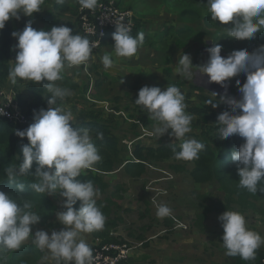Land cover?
<instances>
[{"label": "clouds", "instance_id": "clouds-1", "mask_svg": "<svg viewBox=\"0 0 264 264\" xmlns=\"http://www.w3.org/2000/svg\"><path fill=\"white\" fill-rule=\"evenodd\" d=\"M63 4L65 0H56ZM99 0H78L81 10L95 11ZM44 0H0V29L10 18L20 19V13L33 16L41 10ZM207 11L212 20L221 25H229L228 36L238 40L254 39L264 30V0H207ZM121 17L115 21L113 33L114 54L118 58L133 57L144 43L143 32L131 35L130 22ZM18 39L15 64L10 68L8 80L17 84L18 80L42 83L47 90L48 107L34 113V122L24 130H16L20 138L29 143L22 148V160L17 165L4 168L7 182L20 193L25 184L20 177L31 176L29 187L36 193L51 195L59 193L66 200L62 207L66 210L56 213L57 221L66 227L51 234L43 229L33 233L41 216L33 211V203L22 196L0 190V264L4 254L18 250L31 238L32 244L42 252L47 251L55 264H93V249L82 238V234L101 231L105 227V216L98 207L95 197L98 190L92 181L79 179L85 170L94 169L101 160L97 147L86 127H74L73 113L57 104L71 96V90L57 85L63 79L66 69L85 66L98 46L86 36L73 34L66 26H53L50 31L37 30L29 20L22 31L12 33ZM209 58L202 65H194L191 55H179L175 71L181 77L192 79L197 70L207 74L208 82H216L225 88L219 100L230 107V111L219 114V138L227 139L238 135L244 143L234 150L231 160L236 163L240 177L238 187L252 194L264 191V45L249 52L247 48L233 50L227 57L221 55L222 45L206 48ZM104 68L113 64L111 54L101 58ZM240 73L246 75L241 85L236 80L240 98L227 93L226 82ZM135 104L149 114L153 121L152 134L160 137L165 133L180 141L179 151L174 148L177 160L199 159L205 145L196 139L186 138L192 131L193 117L185 109V95L175 85L162 90L158 86H143L135 99ZM206 104L213 108L218 103L209 99ZM3 114V112H0ZM169 130H171L169 132ZM103 139V133H97ZM35 162V171H32ZM79 208H75L77 202ZM156 215L165 218L171 215L166 204H158ZM223 227L222 245L226 255L239 256L245 261L256 258L257 249L264 245V238L247 227L245 216L233 210L223 212L219 217Z\"/></svg>", "mask_w": 264, "mask_h": 264}, {"label": "rangeland", "instance_id": "rangeland-1", "mask_svg": "<svg viewBox=\"0 0 264 264\" xmlns=\"http://www.w3.org/2000/svg\"><path fill=\"white\" fill-rule=\"evenodd\" d=\"M65 1L72 8L71 11L61 13L54 6L56 0H44L41 10L34 13L33 16L29 17L20 13V19L13 17L8 21L13 26L14 32L22 31L29 20L32 21V26L35 29L50 31L53 26L42 20V16L48 12L60 14L64 20H76L77 12L74 7L77 1ZM158 2L155 0H124L125 6L129 7L132 5L137 12L138 10L142 11L141 14H137L144 34L149 37V42L140 46L133 57L125 59L143 60L150 69L159 68V70H162L161 66L167 64L171 56L170 52L173 47L177 46L175 44L178 41L191 42V49L195 50L193 55L190 54L192 61L193 59L198 60V58H209L206 48L210 47L211 43L213 45L217 44L215 39L219 31H211L201 20L192 21L190 18H183L178 13L171 12V9L165 5L158 6ZM186 24L193 27L194 34H188L187 37L184 34H176V31ZM171 26L175 28L174 31L165 34V29L167 27L171 28ZM194 40H199L201 44H193ZM233 40L235 39H232L231 42ZM17 43L18 39L14 37L11 53L12 66L15 64L18 52V49L15 48ZM225 46L233 50L246 48L238 46L236 43ZM104 47L99 45L93 50L86 71L83 65L79 68L74 67L65 70L71 75V82L76 84L77 87L57 81L58 86L68 88L72 93L71 96L66 97L57 104L73 113L76 121L75 125L84 119V113L89 111L90 102L94 104L96 109L102 110L99 112H102L104 117L109 119L112 118L108 116L107 112L111 111V107L115 112V115H113L114 121L111 124L112 126L113 124L116 126L115 128L114 126L111 127L120 140L123 160L132 158L128 150L134 151L132 148V144L134 143L132 140L134 139H137L140 143L146 142L151 144H156L158 140L180 143V141L168 133L159 138L153 135V126L150 125L149 127V119L134 107L135 104L126 95L134 91L138 93L144 85L143 81L151 83L149 84L150 86H158L162 90L166 89L169 85H175L179 88L186 86L185 91L188 94L185 95V103L187 105L185 111L193 117L191 121L192 131L186 134V138L188 139L200 141L203 126L202 121L205 117L204 113H193L190 111V108H206L205 110L209 114L210 112L221 114L224 111L231 110L229 105L219 100V95L216 96L208 92L207 87L202 84L203 79L208 83V76L207 74L205 76L199 75L198 70L196 73L194 70L192 79H184V77L172 79L169 78L170 74L165 70V72L162 71V77L158 78L153 73L141 72L137 78L133 75L126 80L123 77L118 78V76L115 79L113 75H117L118 69L116 68L112 72H110L111 69L106 70L101 60L102 56L108 53L112 55L114 61L116 56L113 44ZM248 50L250 49L248 48ZM221 55L223 56L222 53ZM207 60L201 61V65L204 62L206 63ZM193 64L198 65L197 63ZM74 71L78 73L75 74ZM86 72L90 73L94 83L89 79ZM166 75H169V77ZM134 79H136L135 82L133 81ZM239 80L242 85L246 81V75L241 73ZM190 82L192 83L191 87L189 86ZM30 84H33V81L18 80L15 85L9 81L8 85L0 91V104H7L9 99L12 100L17 95L31 99ZM209 84L211 87H220L221 90L225 89L216 82ZM232 85L233 89L228 92V95L239 99L238 86L235 83ZM197 89L202 92L200 95H197ZM209 99L218 103L219 106L213 108L212 105L206 104V101ZM145 113L149 115L147 112ZM143 116H145L148 125L144 124ZM104 117L103 121L105 120ZM126 117L131 119V123L126 120ZM200 118L202 119L200 120ZM205 119L211 122L208 118ZM90 136H92V133H90ZM191 169L192 165L187 164L183 171L176 170L173 167V162L168 160L157 164L153 163L142 176L133 177L125 172L122 165H118L115 171L109 173L99 172L94 167L91 170L99 173L108 183L106 191H99L95 187L98 190V194L95 197L96 202L99 200L105 201L106 198L107 200H111L110 214L106 217L104 229L97 231V236L93 232L82 234V238L87 244L91 240H95V238L97 239V243L109 239L128 241L133 244L132 246H136L133 253L137 252L149 256L147 260L142 262L143 264H171V262L180 264V261L184 264H231L232 261L225 254L226 249L222 245L224 230L218 217L223 212H208L204 209V206L209 205L211 200H221L224 202L228 195L224 194L216 180L201 184L196 183L190 175ZM88 171L85 170L84 172ZM49 196L54 207L53 215L47 219L45 224L38 223L33 226V233L38 229H43L51 234L53 230L59 231L66 227L57 221L56 216L58 211L66 210L62 207L63 201L66 198L62 197L59 193ZM158 204L169 206L171 215L165 218H158L156 215ZM79 206L80 202L78 201L74 207L78 209ZM232 206L233 211H238L245 216L247 227L264 238V195L256 201L254 208L242 211L239 209V205L233 203ZM202 214H206L207 216L204 220L201 219ZM101 234L106 235V238ZM30 243H32L31 238L23 244ZM259 249L264 250V245H261ZM42 254L41 262L44 264H55V261L47 251L42 252ZM171 254L173 255L171 256Z\"/></svg>", "mask_w": 264, "mask_h": 264}, {"label": "trees", "instance_id": "trees-1", "mask_svg": "<svg viewBox=\"0 0 264 264\" xmlns=\"http://www.w3.org/2000/svg\"><path fill=\"white\" fill-rule=\"evenodd\" d=\"M78 2V0H76ZM104 1V0H99ZM158 2V6H167L171 9V12L178 13L183 18H190L192 21L201 20L202 23L211 29V31H219L215 39L217 44L230 45L231 43H236L238 46L249 48L250 52L255 50L258 46L264 45V30L257 33L254 39L238 40L233 37L228 36V27H231V22L229 25H221L217 21H214L210 17V13L207 11V0H155ZM117 5L120 7L125 6L124 0H116ZM79 4V3H78ZM55 8L59 12L65 13L71 11L72 8L68 2L63 4H54ZM80 5H78L79 8ZM127 8H131L137 14H141L142 11L138 12L130 5ZM79 11V9H76ZM146 11V10H145ZM137 14V15H138ZM80 15L77 13V18L75 21L64 20L60 14L54 12H48L42 16V20L52 26L66 25L73 29V34H80L81 36H86L82 32V23L79 18ZM139 18V16H138ZM175 28L167 27L165 29V34L172 33ZM14 29L12 25L7 21L5 27L0 29V91H2L9 83L8 73L11 65V53L12 44L14 37L12 33ZM115 31L108 32L107 36L101 41V45L114 44L113 33ZM143 32L142 25L139 20L136 28L130 34L136 36L138 33ZM184 34L185 37L194 34V29L192 26L180 27L176 34ZM144 34V32H143ZM90 41L93 37L86 36ZM144 43L149 42V37L144 34ZM188 39V38H187ZM232 39H235L231 42ZM143 43V44H144ZM63 75V79L59 80L66 85H71L77 87L70 81V78ZM32 93L31 99H26L21 95L14 96V101L18 103L20 110L29 118L30 122H34V113L41 108H47V96L49 93L43 87V84L34 83L29 86ZM16 95V94H15ZM138 97V94L134 99ZM16 98V99H15ZM61 101L58 100L57 103ZM1 105V104H0ZM190 111L193 113L205 114V118H208L211 122L202 123V134L200 142L205 145V148L199 153V159H194L192 161L177 160L174 155L173 149L179 151V144L171 141H159L156 145H145L138 143L132 153L133 158L124 159L122 158V149L120 148V140L118 136L113 132L109 122L103 121L104 114L102 112L88 111L87 120H83L79 124H73L74 127H86L92 133V141L98 149L101 156V160L94 165V167L99 172L109 173L114 171L118 165H123L125 172L133 177L142 176L149 166L153 163H161L164 161L171 160L173 162V167L176 170L183 171L187 164L192 165L190 170V175L196 183H207L211 181H217L222 188L224 194L228 195L225 201L221 200H211L209 205L204 206V209L208 212H225L227 210H232V204L235 203L239 205V209L245 211L250 208H254L256 201L264 195V191H258L257 194H252L246 189L238 187L239 175L238 169L235 162L231 160V155L234 150H238L239 146L244 143V139L238 135H233L227 139H220L218 134V124L217 119L219 114L216 112H209L203 108L192 107ZM85 113V114H86ZM202 118H200L201 120ZM144 124H147L146 119L143 118ZM28 126L18 122L16 120H10L6 115L0 114V190L11 192L13 196H22L25 199L30 200L33 203V211L41 216L39 223L45 224L47 219L52 217L54 207L52 205L49 195L34 192L29 185L33 182V177L25 176L20 177L18 182H23L25 184V190L20 193L13 185L7 182L6 175L4 173V168L12 165H17L20 160H22V148L25 144L29 143L27 138H20L16 135V130H24ZM103 133V139L98 138L97 133ZM112 145V146H111ZM32 171H35V162L33 164ZM82 181H92L94 186L99 191H106L108 188V183L103 179V177L92 170L86 173H82L79 177ZM107 200V198H106ZM97 201L98 207H100L105 218L110 214V202L107 201ZM206 214H202L201 219H205ZM97 236V231L94 232ZM103 235V234H101ZM106 238V235H103ZM105 241H117V240H105ZM11 255L9 256V254ZM42 252L40 249L36 248L33 244H22L18 250H11L4 254V259L2 264H44L42 260ZM232 263L231 264H261L262 259H264V250L257 249L256 258L254 260L245 261L239 256L231 257L229 256Z\"/></svg>", "mask_w": 264, "mask_h": 264}, {"label": "built area", "instance_id": "built-area-1", "mask_svg": "<svg viewBox=\"0 0 264 264\" xmlns=\"http://www.w3.org/2000/svg\"><path fill=\"white\" fill-rule=\"evenodd\" d=\"M78 15L82 23V32L86 36L93 37L98 46L107 36L108 32L116 31L115 21L123 17L124 22H130L131 32L135 30L139 18L131 8L120 7L116 0H104L98 2L95 11L88 9L81 10L79 6ZM6 96V95H5ZM0 112H3L10 120H16L27 126L31 124L29 118L20 110L14 98L7 104L0 105ZM128 241H108L95 245L93 249V264H135L132 260V253L136 246ZM261 264H264L262 259Z\"/></svg>", "mask_w": 264, "mask_h": 264}, {"label": "crops", "instance_id": "crops-1", "mask_svg": "<svg viewBox=\"0 0 264 264\" xmlns=\"http://www.w3.org/2000/svg\"><path fill=\"white\" fill-rule=\"evenodd\" d=\"M76 3V6L74 7V9L76 10V9H78V2H75ZM77 13H78V10H77ZM72 21H75V20H72ZM13 27V26H12ZM14 29V28H13ZM13 42H14V40H13ZM201 44V42L198 40H194V43L193 44ZM190 44V45H189ZM13 45V44H12ZM175 45H177V46H175V48L173 47V49H172V51L170 52V54H171V56L169 57V60L167 61V64L165 65H162L161 67H162V70H159V68H157V69H150L146 64V62L145 61H143V60H141V61H137L136 59H134V60H129V59H125V58H118V57H115V59H114V64H113V66L110 68L111 70H110V72H112V71H114V70H116V68L118 69V71H117V75H113V77L116 79V76H118V78H125V80L128 78V77H130V76H133V75H135L136 76V78L138 77V75H139V73H141V72H144V73H148V74H150V73H153L154 74V76H156L157 78L158 77H162V75H163V72H167L168 74H170V77H169V75L167 76V77H169V78H172V79H179V78H182L178 73H176V71H175V68H176V63L178 62V58H179V55L180 56H182L183 55V53H188V54H194L195 53V50L193 51L192 49H191V46H192V44H191V42L190 43H186V42H180V41H178V43H176ZM103 47L104 46H107V45H102ZM104 48H106V47H104ZM95 49V48H94ZM93 49V50H94ZM233 51V49H230V47H228V46H225V45H222V51H221V53L223 54V56H225V57H227V55L228 54H230L231 52ZM205 60H207L208 58L206 57V58H204ZM204 59H200V58H198V60H196V59H193V63H197L198 65H201V61H203ZM205 63V62H204ZM165 70V71H164ZM163 71V72H162ZM74 73L76 74V73H78V72H75L74 71ZM87 73V75H88V77H89V79L90 80H92V82L94 83V81H93V78H92V76L90 75V73L89 72H86ZM199 73V75H203V76H205V74H202V73H200V72H198ZM197 73V74H198ZM63 74H65L66 76H68L69 78H70V81H72V78H71V75L68 73V72H66V71H64V73ZM196 74V75H197ZM241 75V73L237 76V77H233V78H230V80L229 81H227L226 82V84H227V93L229 92V91H231L232 89H233V83H235L236 84V80L237 79H239V76ZM165 76V75H164ZM184 79H186V78H184ZM134 82L136 81V79H134L133 80ZM35 82H33V84H34ZM143 83H144V85L143 86H145V85H147V86H150L149 84H151V83H148V82H145V81H143ZM33 84H30L29 86H32ZM202 84L205 86V87H207V90H208V92L209 93H211V94H213V92H216V91H218V92H224L225 93V89L224 90H221V88L220 87H218V88H215L214 86L213 87H211V85L209 84V82L208 83H206L205 82V79H203V81H202ZM191 85H192V83L190 82L189 83V86L191 87ZM237 85V84H236ZM189 86H187V87H189ZM185 88H186V86H184L183 88H180L181 89V91H183V93H184V95H187L188 94V92L187 91H185ZM197 95H200L202 92H200L199 91V89H197ZM217 93V92H216ZM138 93H137V91H134L133 93H130V94H126L127 96H129L130 98L129 99H131L132 101H133V103L135 104V96L137 95ZM219 94V93H218ZM134 95V96H133ZM220 95H223L222 93H220ZM203 98V97H202ZM89 104H91V105H89L90 107H89V111H95V112H99V111H102V110H98V109H96L95 107H94V104L93 103H89ZM192 104H194V103H192ZM93 106V107H92ZM135 108H137L138 110H139V112L142 114V115H145L146 117H147V119H149V115H147L146 113H145V110H143L140 106H138V105H136L135 104V106H134ZM201 108V107H200ZM206 109V108H205ZM110 112L108 113L107 112V114H108V116H110L112 119H109V118H106V117H104L105 118V122H109V124L112 126V124H111V122H113L114 121V117H113V115H115V112L111 109V107H110ZM88 112V111H87ZM104 112V111H103ZM106 112V111H105ZM116 114H119V113H116ZM145 116H143L144 117V119H145ZM83 118L84 119H82L80 122H82L83 120H87L88 119V116H87V113L85 114L84 113V116H83ZM126 120L129 122V123H131V119H129L128 117H126ZM199 120V119H198ZM203 122H208V120L207 119H205ZM147 125H148V122H147ZM150 125L151 126H153V121H151V120H149V127H150ZM113 126H114V128L116 127L115 126V124H113ZM112 126V127H113ZM91 138H92V136H91ZM132 141H134V143L132 144V148L133 149H135V146L138 144V143H140V141H137V139H134V140H132ZM136 141V142H135ZM160 140H158L157 141V143L159 142ZM137 143V144H136ZM156 143V144H157ZM141 144H145V145H156V144H151V143H146V142H142ZM129 151V153H130V155L132 156V158H133V155H132V151L129 149L128 150ZM123 166V165H122ZM117 168V167H116ZM116 170V169H115ZM114 170V171H115ZM111 172H113V171H111ZM83 173H85V172H83ZM103 179H104V177H103ZM97 241V239L95 238V240H91V242L89 243V245L91 246V248H93L95 245H97V244H102V243H104V242H108V241H103V242H99V243H97L96 242ZM30 244H32V243H30ZM173 254H171V256H172ZM177 256V255H176ZM147 257H149L148 255H145V254H139V253H133V255H132V260H133V262L135 263V264H143L142 262L143 261H145V260H147ZM180 259H182L181 257H180ZM171 264H179V263H177V262H175V263H172L171 262ZM180 264H184L182 261H180Z\"/></svg>", "mask_w": 264, "mask_h": 264}, {"label": "water", "instance_id": "water-1", "mask_svg": "<svg viewBox=\"0 0 264 264\" xmlns=\"http://www.w3.org/2000/svg\"><path fill=\"white\" fill-rule=\"evenodd\" d=\"M210 43H211V42H210ZM211 46H214V45L211 43L210 47H211ZM217 85H218V84H217ZM216 92L219 93V94H220V93L224 94V92H218V91H216Z\"/></svg>", "mask_w": 264, "mask_h": 264}, {"label": "bare ground", "instance_id": "bare-ground-1", "mask_svg": "<svg viewBox=\"0 0 264 264\" xmlns=\"http://www.w3.org/2000/svg\"><path fill=\"white\" fill-rule=\"evenodd\" d=\"M112 146V145H111Z\"/></svg>", "mask_w": 264, "mask_h": 264}]
</instances>
